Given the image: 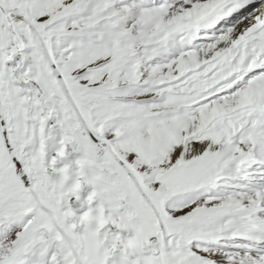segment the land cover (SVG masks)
I'll return each mask as SVG.
<instances>
[{"label": "snow or ice", "instance_id": "6c2138e0", "mask_svg": "<svg viewBox=\"0 0 264 264\" xmlns=\"http://www.w3.org/2000/svg\"><path fill=\"white\" fill-rule=\"evenodd\" d=\"M0 264H264V0H0Z\"/></svg>", "mask_w": 264, "mask_h": 264}]
</instances>
